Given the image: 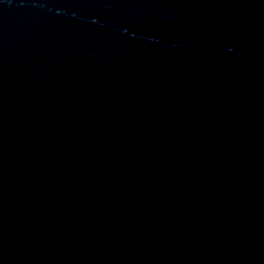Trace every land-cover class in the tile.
<instances>
[{"label":"water","instance_id":"1","mask_svg":"<svg viewBox=\"0 0 264 264\" xmlns=\"http://www.w3.org/2000/svg\"><path fill=\"white\" fill-rule=\"evenodd\" d=\"M0 264H264V0H0Z\"/></svg>","mask_w":264,"mask_h":264}]
</instances>
